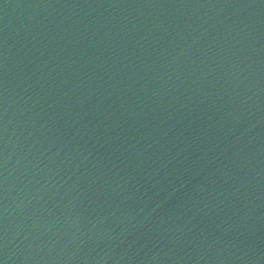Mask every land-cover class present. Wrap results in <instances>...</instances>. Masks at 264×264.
Listing matches in <instances>:
<instances>
[{"label": "water", "instance_id": "95a60500", "mask_svg": "<svg viewBox=\"0 0 264 264\" xmlns=\"http://www.w3.org/2000/svg\"><path fill=\"white\" fill-rule=\"evenodd\" d=\"M0 264H264V0H0Z\"/></svg>", "mask_w": 264, "mask_h": 264}]
</instances>
